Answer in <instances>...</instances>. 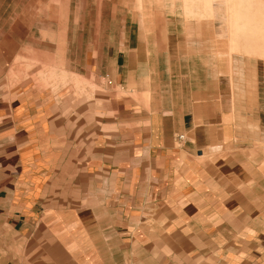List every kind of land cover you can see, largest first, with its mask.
Returning a JSON list of instances; mask_svg holds the SVG:
<instances>
[{
	"label": "crops",
	"instance_id": "obj_1",
	"mask_svg": "<svg viewBox=\"0 0 264 264\" xmlns=\"http://www.w3.org/2000/svg\"><path fill=\"white\" fill-rule=\"evenodd\" d=\"M154 46L86 49L57 97L0 84V264H264V152Z\"/></svg>",
	"mask_w": 264,
	"mask_h": 264
},
{
	"label": "rangeland",
	"instance_id": "obj_2",
	"mask_svg": "<svg viewBox=\"0 0 264 264\" xmlns=\"http://www.w3.org/2000/svg\"><path fill=\"white\" fill-rule=\"evenodd\" d=\"M37 20L48 25L46 43ZM153 45L191 70L202 82L193 88L233 113L264 152V0H0L3 91L27 85L57 97L61 81L79 82L73 63H84L86 49H109L121 65L126 51L136 59V49ZM126 89L104 76L81 78L82 101L98 110L100 96L111 94L116 109Z\"/></svg>",
	"mask_w": 264,
	"mask_h": 264
},
{
	"label": "built area",
	"instance_id": "obj_3",
	"mask_svg": "<svg viewBox=\"0 0 264 264\" xmlns=\"http://www.w3.org/2000/svg\"><path fill=\"white\" fill-rule=\"evenodd\" d=\"M178 138H179V139H182V138H183V136H179Z\"/></svg>",
	"mask_w": 264,
	"mask_h": 264
}]
</instances>
